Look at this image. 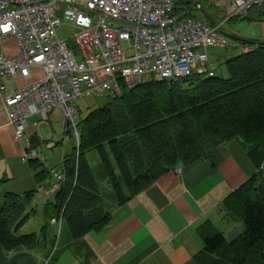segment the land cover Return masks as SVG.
<instances>
[{
  "label": "trees",
  "instance_id": "16d2710c",
  "mask_svg": "<svg viewBox=\"0 0 264 264\" xmlns=\"http://www.w3.org/2000/svg\"><path fill=\"white\" fill-rule=\"evenodd\" d=\"M180 4L187 17L198 10L215 23L203 5L193 10L186 0ZM254 11H260L257 20H264V5L251 8L247 15ZM233 41L248 50L224 59L225 77L146 83L123 90L121 98L79 116V145L63 156L65 183L44 205L47 225L39 235H17L34 212L28 210L34 191L3 195L0 264H36L30 255L36 250L46 251V264H54L56 237L48 240L46 234L52 219L63 222L67 249L87 264L93 255L82 239L104 229L115 207L177 168L202 161L215 165L217 149L231 142L239 143L254 173L222 200L219 211L226 219L242 222L243 230L228 241L207 221L200 227L204 249L196 260L198 264H264V42ZM66 135L73 137L69 130ZM90 151L98 155L100 177L113 194L110 204L86 160ZM44 175L50 178L45 172L34 178L40 181Z\"/></svg>",
  "mask_w": 264,
  "mask_h": 264
},
{
  "label": "built area",
  "instance_id": "2783aa9c",
  "mask_svg": "<svg viewBox=\"0 0 264 264\" xmlns=\"http://www.w3.org/2000/svg\"><path fill=\"white\" fill-rule=\"evenodd\" d=\"M262 5L231 0L230 7L242 16ZM175 10V0H0V100L13 140L23 142L28 119H38L31 125L36 129L60 116L78 146L79 100L119 99L123 90L150 82L216 77L208 52L229 44L221 24ZM63 29L68 34L60 38ZM10 41L17 54L9 57L4 46ZM15 78L23 85L13 84L3 97V80ZM36 159L35 150L25 151L24 162ZM50 176L49 191L58 192L63 165Z\"/></svg>",
  "mask_w": 264,
  "mask_h": 264
},
{
  "label": "crops",
  "instance_id": "0c3cea01",
  "mask_svg": "<svg viewBox=\"0 0 264 264\" xmlns=\"http://www.w3.org/2000/svg\"><path fill=\"white\" fill-rule=\"evenodd\" d=\"M210 4L216 11L213 13L226 15L225 0H211ZM249 14L245 20L237 21L233 36L242 41L264 42V20H257L260 11ZM229 34L224 33L230 40ZM4 47L7 56L17 54L13 42H7ZM3 84L5 97L11 93L13 84L20 86L23 81L6 79ZM27 122L30 125L23 142H15L13 127L0 100V205L4 190V194L19 195L31 191L27 185L31 183V173L26 170L29 163L23 161V155L28 142H39L37 128L31 126L38 119L30 118ZM231 143L217 149L219 162L215 165L202 161L177 168L179 172L164 175L126 204L115 207L104 229L90 232L82 239L93 255L87 264H198L196 258L204 249L200 227L209 221L220 231L218 225L226 218L220 213L219 205L254 173L248 160L244 162L235 151L240 148L229 147ZM43 189V195L48 197L45 186ZM67 241L66 234L56 248L58 259L54 264H81L82 260L67 249Z\"/></svg>",
  "mask_w": 264,
  "mask_h": 264
},
{
  "label": "rangeland",
  "instance_id": "374dc122",
  "mask_svg": "<svg viewBox=\"0 0 264 264\" xmlns=\"http://www.w3.org/2000/svg\"><path fill=\"white\" fill-rule=\"evenodd\" d=\"M223 1V0H220ZM226 1V15L223 16L222 14H215L213 13L214 7L210 4L211 0H199L200 4L203 5L210 16H213L217 19H215L219 24H221V32L224 34L226 31H228L229 36L231 37L229 44L225 49L221 48H213L210 49L208 52L209 57V63L212 65V68L215 69L217 76H226V70L224 66V59L229 58L231 56L238 55L241 52H246L248 48H243L242 46H239L235 41L232 40V38L237 39L233 33L234 27L237 25L240 21L237 17H240L241 19H246V16L248 12L245 15L242 16H234L231 12V0H225ZM175 5L177 7L176 12H183L186 16V11H184V6L180 4V0H175ZM194 4L191 3V6L193 7V10H196L193 6ZM196 6V5H195ZM215 11V10H214ZM194 12V11H193ZM216 12V11H215ZM188 13V12H187ZM191 13V12H190ZM192 18H198V20L212 24L209 21H207L205 15L198 10H196L193 14ZM220 19L226 20L221 22ZM228 23V24H227ZM67 30L63 29V31L59 32L60 38H65L67 36ZM232 48V49H231ZM37 75V74H35ZM108 104V99L101 97V98H85L82 100H79L77 102V110L79 112L80 118H83L86 116L90 111L103 107ZM50 124H41L38 126V128L35 130V133L37 135V139L40 142V145L36 148L37 152V159H38V165L35 167H31L29 165L26 166V170H28L31 173V183H28L30 188L28 190L34 191V197L30 204V207L28 210L34 211V215L30 217L28 222L19 230L17 235H29L31 233H35L39 235L40 229L42 226L47 225V222L45 220V217L42 216V211L44 210V205L47 202H52L54 199L53 195L44 196V189L43 186H47L50 182V178H48L46 175L42 176V179L40 181L36 180L34 176L41 174L42 172L48 173L49 171L53 169H58L59 166L63 163V154H68L72 150V148L75 146L76 142L74 141L73 137L65 136V128L63 127V119L58 116L50 117ZM63 141V142H62ZM49 142H52L55 144L53 148H48L47 144ZM77 147V145H76ZM229 147L231 148H240L236 149L235 151L240 153L242 156V160L245 162L247 161V158L245 156L244 151L240 147L239 143L232 142ZM86 160L91 167V169L94 171L95 177L98 181L99 188L104 196V199L107 204L111 203V200L113 198V194L111 192V189L109 185L107 184V181L101 179V166L99 164L98 155L94 151H90L86 153ZM248 162V161H247ZM251 166V165H250ZM175 171V170H174ZM176 172V171H175ZM5 192V190H4ZM4 192L2 194V197L4 195ZM24 192H21V195ZM1 197V196H0ZM61 218V217H60ZM51 225L49 224L47 227V239L50 240L53 237H56V246L59 242L62 244L64 235L67 234V229L62 221H59L57 223H52V220L50 221ZM53 224V226H52ZM218 229L222 232L224 237L231 241L235 239L240 233H242L243 227L242 222L240 221H232L230 219H226L223 224L218 225ZM44 250H36L30 255L36 259V264H46V260L43 258ZM15 254L18 252H14ZM13 253V254H14ZM13 254L11 256H13Z\"/></svg>",
  "mask_w": 264,
  "mask_h": 264
},
{
  "label": "water",
  "instance_id": "95a60500",
  "mask_svg": "<svg viewBox=\"0 0 264 264\" xmlns=\"http://www.w3.org/2000/svg\"><path fill=\"white\" fill-rule=\"evenodd\" d=\"M186 1H188V2H190V3H192V4H196V2L195 1H193V0H186ZM262 43V42H261ZM38 144H39V142H37L36 140H33L32 142H31V145H32V147L33 148H36V146H38Z\"/></svg>",
  "mask_w": 264,
  "mask_h": 264
}]
</instances>
